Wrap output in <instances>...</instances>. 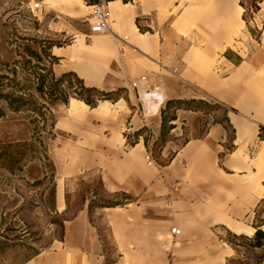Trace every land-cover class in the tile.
<instances>
[{"label":"crops","instance_id":"1","mask_svg":"<svg viewBox=\"0 0 264 264\" xmlns=\"http://www.w3.org/2000/svg\"><path fill=\"white\" fill-rule=\"evenodd\" d=\"M25 1L54 77L104 96L53 106L59 238L21 264H233L240 238L264 264V0H101V32L99 2Z\"/></svg>","mask_w":264,"mask_h":264},{"label":"rangeland","instance_id":"2","mask_svg":"<svg viewBox=\"0 0 264 264\" xmlns=\"http://www.w3.org/2000/svg\"><path fill=\"white\" fill-rule=\"evenodd\" d=\"M0 3V264H21L37 249L59 238L60 215L51 157L53 106L70 96L102 98L67 75L56 83L51 73L52 42L27 26L25 0ZM264 214V204L259 215ZM244 259L257 264L240 238Z\"/></svg>","mask_w":264,"mask_h":264},{"label":"built area","instance_id":"3","mask_svg":"<svg viewBox=\"0 0 264 264\" xmlns=\"http://www.w3.org/2000/svg\"><path fill=\"white\" fill-rule=\"evenodd\" d=\"M39 2H35L34 6L37 7ZM93 14L95 16V20L91 26V30L94 32L105 31L109 28L108 22L104 13L103 4L101 2L93 5ZM147 79L146 75L141 76L140 78H135L132 80V84L136 87L140 86L142 81ZM151 95H154L151 93ZM146 102V101H145ZM125 138L128 144H132L135 141V135L132 131V125L128 124L125 128ZM153 151L152 148L149 149L148 157L152 159ZM173 233L177 234L181 232V228L178 226H174L172 228Z\"/></svg>","mask_w":264,"mask_h":264},{"label":"trees","instance_id":"4","mask_svg":"<svg viewBox=\"0 0 264 264\" xmlns=\"http://www.w3.org/2000/svg\"><path fill=\"white\" fill-rule=\"evenodd\" d=\"M88 2H100L101 0H87ZM69 74H63L61 77L59 78H56L54 77L56 83H62L64 81V78L65 76H67ZM83 88H85L86 90H92L94 88H91V87H86V86H83ZM89 102H92V100H88ZM264 204V201L261 203V205ZM264 221V214L263 215H259V211H258V223L257 225L260 226ZM261 237H264V232L263 230L259 227L256 234H255V237L252 239V242H249L250 244H254V245H261L262 243V240H261ZM248 241H245V244H247ZM261 257L262 255L259 256V261L261 260Z\"/></svg>","mask_w":264,"mask_h":264}]
</instances>
